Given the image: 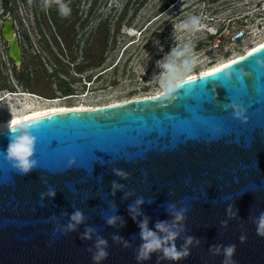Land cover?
<instances>
[{"label":"water","instance_id":"water-1","mask_svg":"<svg viewBox=\"0 0 264 264\" xmlns=\"http://www.w3.org/2000/svg\"><path fill=\"white\" fill-rule=\"evenodd\" d=\"M0 32L19 66L12 22ZM184 83L172 99L162 92L15 125L32 124L37 137L38 166L28 175L7 160L13 126L1 129L0 264H224L223 249L233 244L235 264H264V236L257 234L264 213V46ZM233 104L243 108L241 118ZM169 205L189 209L172 230L177 250L194 238L190 254L171 261L157 251L137 260L140 223L147 218L163 238L156 224H173ZM76 211L84 220L67 230ZM99 239L108 255L97 262Z\"/></svg>","mask_w":264,"mask_h":264},{"label":"rangeland","instance_id":"rangeland-1","mask_svg":"<svg viewBox=\"0 0 264 264\" xmlns=\"http://www.w3.org/2000/svg\"><path fill=\"white\" fill-rule=\"evenodd\" d=\"M89 2L87 0L86 5ZM221 5L218 1L175 0L169 8L161 11V0H96L97 18L83 30V36L88 39L90 31L93 35L95 33L96 41L88 45L87 51L82 49L75 54H70L65 43L57 37L56 45L52 34H45L48 30L44 33L47 43L43 42V47L36 40V32L30 28L31 52L39 55L37 61L41 70L31 90L52 100L74 93L72 99L64 101L66 106L80 103L97 106L152 96L162 90L159 84L162 69L157 62L173 48L182 47L185 41L192 42L197 56V65L188 74L242 54L252 45L230 56L213 57L208 54L209 32L219 28L223 17L234 12L232 5L227 8H221ZM225 9L232 13L225 14ZM191 15L201 18V30L197 33L180 31L179 25ZM30 20L34 25V19ZM51 31L55 32L52 27ZM129 32H134L135 36H130ZM71 56L75 59L71 60ZM90 64H96V68L90 69ZM86 66L88 69L84 71ZM90 72L96 73V82L85 83L83 78L88 80ZM80 77L82 82H76ZM22 84L18 83L17 92L24 90L20 88ZM88 92L89 95L82 98Z\"/></svg>","mask_w":264,"mask_h":264},{"label":"clouds","instance_id":"clouds-1","mask_svg":"<svg viewBox=\"0 0 264 264\" xmlns=\"http://www.w3.org/2000/svg\"><path fill=\"white\" fill-rule=\"evenodd\" d=\"M43 10L47 11L49 8L55 6L59 12V15L62 17H68L71 15V7L66 2V0H42ZM202 27V21L199 16L191 15L184 22L179 25L180 31H186L188 33H197L200 31ZM158 67L162 69V73L159 79L160 87L163 92L166 94L167 98H175L174 94L179 93V91L184 86V77L193 71V69L197 65V56L195 50L193 48L192 42L190 40L185 41L182 47H175L171 50V52L164 57L163 60L158 61ZM233 108L236 109L235 115L237 118H241L243 116V108L238 107L236 104L232 105ZM11 132L13 133V137L10 140L9 146L7 148V160L12 165V168L19 175H28L30 174L37 166L38 161L34 159V154L36 153V145H37V137L32 134V124H21L18 127L13 126L11 128ZM75 160L73 159L70 162L74 164ZM116 174L121 176L122 178H127V174L120 171L115 170ZM114 187H117L114 183ZM122 187V186H120ZM48 196L55 197L56 193L53 190H49L47 193ZM43 197V194H42ZM143 199L137 200L136 204H142ZM175 205H169V210L172 211L175 219L172 225H169L167 222H158L156 224V229L160 233H165L163 238L150 230L147 226L148 221L147 218L140 223L139 227L141 229V237L144 243L140 247L139 254L137 256V260H147L151 258V253L161 251L163 253V258L171 261H178L181 258L187 257L190 253L187 245H191L193 241V237H188L186 239V245L183 250H177L175 245V240L178 237V231H173L172 229L176 227V224L185 219L184 213L189 209L186 207L179 211L175 210ZM136 209L130 206V211H135ZM116 217H113L108 220L109 225H114L116 221ZM135 219V217H133ZM71 220L75 222V224L70 223L67 226V230H75V225L83 222L84 217L80 211H76L72 216ZM66 230V231H67ZM88 232L92 231L91 229L87 230ZM257 234L264 236V213L258 218V227ZM85 238H87V233H85ZM114 239H120L119 237H114ZM246 237L241 236L240 240L243 243ZM199 243V241H197ZM107 241L103 239H99L97 242V248L99 251L93 255L94 261H99L102 258H106L108 253L101 248V245L106 246ZM170 245V246H166ZM219 248L217 246H213ZM224 255L226 257L224 264H229L231 258L234 256L236 252V246L227 245L223 249ZM231 264H235V261H231Z\"/></svg>","mask_w":264,"mask_h":264},{"label":"flooded vegetation","instance_id":"flooded-vegetation-1","mask_svg":"<svg viewBox=\"0 0 264 264\" xmlns=\"http://www.w3.org/2000/svg\"><path fill=\"white\" fill-rule=\"evenodd\" d=\"M86 1L87 0H66L72 11L70 16L62 17L59 15L55 6L49 8L47 11L43 10L42 0H0V28L10 21L12 22L13 32L17 36L21 53L20 64L18 66L16 62L8 56L10 43L1 36L0 32L1 106L5 105L1 97L5 93H28L33 97L36 96V98L42 101H52V99L36 94L31 90L33 83L40 77L41 70L39 69L40 64L37 61V56L39 57V55L31 52L32 41L29 29L31 28L36 32V40L42 45L43 42L47 43L44 33L45 30H48V33L45 34H52L51 38L56 45V37L61 40L62 43H65L66 49L70 54H75L76 52L80 53L82 49L87 51L88 45H92L96 41V35L95 33L93 35L92 31H90V38L88 39L83 36V30H86L88 25H92L93 21L97 18V13L95 7L96 0H89V5H86ZM31 18L34 19V25L30 23ZM51 27L54 29V33L51 31ZM40 34L42 36H40ZM260 38L262 39L264 36L261 35ZM43 47L45 46L43 45ZM73 58L75 59L74 56L70 57L71 60H73ZM68 63L70 65L73 64L70 62ZM88 67L90 69L96 68V64H90ZM88 67L86 66L84 71H86ZM79 73L81 74V72ZM92 76H94V80H92ZM96 79V73L92 74V72L89 73L88 80L83 78L85 83H94ZM19 82L23 83L20 85V88H24V90L17 92ZM76 82H82V77L78 78ZM67 95H71L68 97H73L74 93ZM1 119L5 120V118L0 117V120Z\"/></svg>","mask_w":264,"mask_h":264},{"label":"built area","instance_id":"built-area-1","mask_svg":"<svg viewBox=\"0 0 264 264\" xmlns=\"http://www.w3.org/2000/svg\"><path fill=\"white\" fill-rule=\"evenodd\" d=\"M218 1L221 8L232 5L233 13L225 9L219 28L209 32L211 43L208 54L213 57L233 55L264 36V0H204ZM10 94V93H5ZM55 100V99H54Z\"/></svg>","mask_w":264,"mask_h":264},{"label":"bare ground","instance_id":"bare-ground-1","mask_svg":"<svg viewBox=\"0 0 264 264\" xmlns=\"http://www.w3.org/2000/svg\"><path fill=\"white\" fill-rule=\"evenodd\" d=\"M207 31L209 32L210 30H207ZM128 34L130 36H135L134 32L133 34L130 32ZM136 42L137 41L133 43L131 42V45L135 44ZM261 46H264V38L258 39L254 44L250 45L249 47L247 46L248 48L245 51H243L242 54L232 56L225 61L215 63L211 65L210 67H208V69H202L199 72L188 74L187 76L184 77V79L198 75L202 72L215 70L219 66L227 62H230L236 58H239L245 55L246 53H249L255 49H258ZM162 92L163 90L159 91L158 93L154 95L161 94ZM88 95L89 93L87 95H83L82 98H86ZM1 97H2V101L5 102V105L4 106L0 105V117L5 118V120L4 119L0 120V130L3 128L12 127L17 124L26 122L28 120H31V119H34L40 116L52 114V113L66 112V111H72V110L93 109V108H99V107L106 106V105H113V104H119V103L125 102V101H121V102L119 101V102H112L111 104H105V105L103 104V105H97V106L85 105L82 103L75 105V106H66L64 105L65 104L64 101L68 100V98H73V97H66L63 99L58 98L52 101H49V100L42 101L36 97H33L32 95L28 93L3 94ZM136 98H140V97H136ZM13 121H16V123L13 124L12 123Z\"/></svg>","mask_w":264,"mask_h":264},{"label":"trees","instance_id":"trees-1","mask_svg":"<svg viewBox=\"0 0 264 264\" xmlns=\"http://www.w3.org/2000/svg\"><path fill=\"white\" fill-rule=\"evenodd\" d=\"M174 1L175 0H161V7H162L161 11L169 8L174 3Z\"/></svg>","mask_w":264,"mask_h":264},{"label":"snow or ice","instance_id":"snow-or-ice-1","mask_svg":"<svg viewBox=\"0 0 264 264\" xmlns=\"http://www.w3.org/2000/svg\"><path fill=\"white\" fill-rule=\"evenodd\" d=\"M242 59H244V58H242ZM234 63H239V62H234ZM226 67H227V66H226ZM208 75H210V76H211V75H213V74H208ZM12 123H13V124H15V123H16V121H13Z\"/></svg>","mask_w":264,"mask_h":264}]
</instances>
